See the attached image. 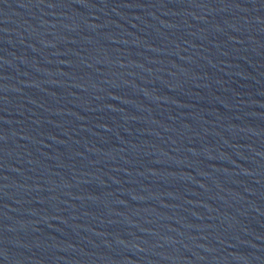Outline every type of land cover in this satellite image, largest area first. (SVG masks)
<instances>
[{"label": "water", "instance_id": "water-1", "mask_svg": "<svg viewBox=\"0 0 264 264\" xmlns=\"http://www.w3.org/2000/svg\"><path fill=\"white\" fill-rule=\"evenodd\" d=\"M0 264H264V0H0Z\"/></svg>", "mask_w": 264, "mask_h": 264}]
</instances>
